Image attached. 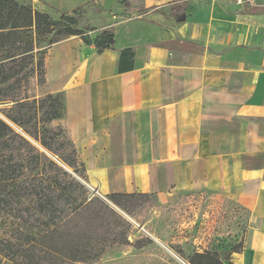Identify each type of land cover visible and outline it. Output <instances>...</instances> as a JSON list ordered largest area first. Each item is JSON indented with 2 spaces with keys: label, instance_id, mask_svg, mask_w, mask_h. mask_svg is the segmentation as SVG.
<instances>
[{
  "label": "crops",
  "instance_id": "1",
  "mask_svg": "<svg viewBox=\"0 0 264 264\" xmlns=\"http://www.w3.org/2000/svg\"><path fill=\"white\" fill-rule=\"evenodd\" d=\"M31 1L47 13L98 9L113 35L100 51L79 36L50 44L36 88L65 96L60 124L89 187L160 203L220 194L253 222L230 261L264 264V3Z\"/></svg>",
  "mask_w": 264,
  "mask_h": 264
},
{
  "label": "trees",
  "instance_id": "2",
  "mask_svg": "<svg viewBox=\"0 0 264 264\" xmlns=\"http://www.w3.org/2000/svg\"><path fill=\"white\" fill-rule=\"evenodd\" d=\"M55 27L45 14L14 0H0V105H5L0 109V206L18 221L1 240L0 264H93L114 247L139 250L154 244L140 231L142 224L134 220L130 206L151 195L105 196L118 211L65 169L86 181L78 153L60 124L66 114L65 96L36 94L45 84L46 49L79 36L86 44L93 41L100 51L112 44L113 35L103 32L100 38L87 39L68 28L62 39L40 50L39 38ZM243 240L244 233L223 256L218 249L187 241L165 246L184 264H234L230 255L242 251ZM185 245L191 250L185 251Z\"/></svg>",
  "mask_w": 264,
  "mask_h": 264
},
{
  "label": "rangeland",
  "instance_id": "3",
  "mask_svg": "<svg viewBox=\"0 0 264 264\" xmlns=\"http://www.w3.org/2000/svg\"><path fill=\"white\" fill-rule=\"evenodd\" d=\"M14 1L33 12L49 16L50 21L56 25L53 32L39 38L40 50L46 48L49 43L62 39L68 28L82 32L87 39L100 38L103 32L105 35L111 32L108 28L103 29L95 21L101 13L98 9H81L73 14H57L47 13L31 0ZM3 107L5 105H0V109ZM130 206L133 209L134 220L142 224L140 231L150 237L154 244L139 250L129 246L114 247L100 255L93 264H181L179 258L165 245L182 244L185 241L194 247L218 249L220 256H223L241 239L243 233L253 226L249 213L243 207L215 192H183L171 195L164 203H160L156 196H150L135 201ZM123 216L136 225L132 218L124 214ZM17 223L8 209L0 206V244L1 240L7 238L16 228ZM136 238L137 234L130 237L131 241ZM183 249L191 250L188 245Z\"/></svg>",
  "mask_w": 264,
  "mask_h": 264
},
{
  "label": "water",
  "instance_id": "4",
  "mask_svg": "<svg viewBox=\"0 0 264 264\" xmlns=\"http://www.w3.org/2000/svg\"><path fill=\"white\" fill-rule=\"evenodd\" d=\"M0 117H2V116H0ZM12 127H14V126H12ZM16 130H18L16 127H14ZM19 131V130H18ZM65 168V167H64ZM66 169V171L67 172H69L74 178H76L79 182H81L82 184H84L87 188H89L90 190H91V192H92V194L93 195H95V196H100L103 200H105L107 203H108V205L109 206H111V207H114L113 206V204H111L109 201H107L106 199H105V197H103V196H101V195H99L98 194V192L96 191V190H94V189H92L91 187H89V185L86 183V182H84V181H81L73 172H72V170H70L69 168H65ZM115 208V207H114ZM115 209H117V208H115ZM118 211H119V209H117ZM178 259V258H177ZM179 261H180V263L181 264H184L180 259H178Z\"/></svg>",
  "mask_w": 264,
  "mask_h": 264
},
{
  "label": "built area",
  "instance_id": "5",
  "mask_svg": "<svg viewBox=\"0 0 264 264\" xmlns=\"http://www.w3.org/2000/svg\"><path fill=\"white\" fill-rule=\"evenodd\" d=\"M239 1H240V0H238V2H239ZM260 2H261V3H264V0H260Z\"/></svg>",
  "mask_w": 264,
  "mask_h": 264
}]
</instances>
